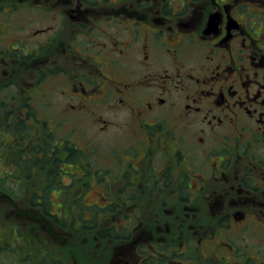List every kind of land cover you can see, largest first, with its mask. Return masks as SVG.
<instances>
[{"label":"flooded vegetation","instance_id":"1","mask_svg":"<svg viewBox=\"0 0 264 264\" xmlns=\"http://www.w3.org/2000/svg\"><path fill=\"white\" fill-rule=\"evenodd\" d=\"M0 203L37 264H264V0H0Z\"/></svg>","mask_w":264,"mask_h":264},{"label":"rangeland","instance_id":"2","mask_svg":"<svg viewBox=\"0 0 264 264\" xmlns=\"http://www.w3.org/2000/svg\"><path fill=\"white\" fill-rule=\"evenodd\" d=\"M52 105L53 104H45L46 113L50 111ZM90 110H94V109H90ZM96 112H105V118L112 117V120L115 122V125L111 129L109 128L110 129L109 131L104 133L100 130L99 127L102 126V124L99 122L97 123V120L99 119L98 116L96 117L93 116L94 117L93 123L84 120L83 116H80L79 118L84 122H90L88 123L89 124L87 128L88 131L81 130L82 128H86L85 123L77 125L76 128L78 129V131L76 132V135L74 132L75 136L73 137V139L75 141L76 146L82 149L85 148L88 145V143H90L91 144L90 149L93 150L92 153H94L95 156H98L97 158L99 159L100 157L99 154H102L101 151H104L106 148L113 147L110 144H115V141H112V139H114V137H121L122 139H124L126 131L125 132L118 131V125L121 124L125 119V118L121 119L119 117V114L109 112L106 107H102V108L99 107L98 109H96ZM51 117L52 115L50 116V114L46 115L47 122L49 120H52ZM60 129L63 131L62 134H68L69 132L66 126H63ZM96 129H98V131H96ZM62 138L64 137L62 136ZM119 143L122 144L121 142ZM93 145H95L96 147H93ZM100 166L102 167V164H100ZM94 188L95 189L92 190L91 192H87L88 194L87 198L91 201L92 199H90V194H92V192L101 191L100 188H96V187ZM87 198L85 199V202H87ZM78 202L81 204L82 201H78ZM5 209L6 206L0 203V264H27L28 260H29V264H37L36 262L37 257L35 256H38L39 253L34 249L32 245V242L35 241L39 236L38 234L35 233L36 232L35 229H29L27 232H25L26 234L25 238L23 239L19 238V240L26 241L25 245L27 251L24 248V250H22L20 254H17V256L15 257L13 256V254H15L14 249H16L19 245L17 241H11L13 238H15L16 240L15 236L12 237V233L5 232L2 230L3 228L6 227L8 221V217L6 215H3L4 213H7L5 212ZM15 220L18 219L15 218ZM20 221L21 220H19V223ZM19 243H21V241H19ZM42 247L44 248L47 255H49L48 260H50L51 264H53L52 259H54V257L57 254V252L54 250L55 249L54 243L49 239L48 243L47 242L43 243ZM65 263L70 264V262L67 260L65 261Z\"/></svg>","mask_w":264,"mask_h":264}]
</instances>
